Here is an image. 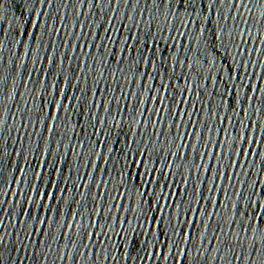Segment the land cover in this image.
<instances>
[{"label": "water", "instance_id": "95a60500", "mask_svg": "<svg viewBox=\"0 0 264 264\" xmlns=\"http://www.w3.org/2000/svg\"><path fill=\"white\" fill-rule=\"evenodd\" d=\"M261 190L264 0H0V264H264Z\"/></svg>", "mask_w": 264, "mask_h": 264}, {"label": "snow or ice", "instance_id": "6c2138e0", "mask_svg": "<svg viewBox=\"0 0 264 264\" xmlns=\"http://www.w3.org/2000/svg\"><path fill=\"white\" fill-rule=\"evenodd\" d=\"M194 2H195V0H180V3L182 5L185 4V3H187L188 5H192V4H194ZM214 2H219V0H214ZM205 10L206 11L209 10L207 4L205 5ZM193 11H197V9L196 8H193ZM219 39H222V35H221V37ZM221 46H223V45H221ZM236 72H237V69H234V68H231L230 67V69H229V79H232L234 81H239L241 79V76L238 73L235 76L232 75V73H236ZM53 87L55 88L56 86L53 85ZM236 88H237V85L235 83H233L232 89L230 91H231L232 96L235 97L236 102L237 103H240V97L237 94ZM249 88L251 90H253V91L258 90L257 88H254L251 84H249ZM61 95H63V92L62 91H61ZM64 99L67 100L68 97L65 96ZM248 99L251 100L252 97H248ZM56 107L59 109V108H62L63 105L57 104ZM241 111L242 112L244 111L243 108H241ZM242 139L245 142H249L247 136L242 137ZM252 142L254 143V141H252ZM238 154L241 155V156H249V155H253V152H252L251 149H248L247 151H245L243 149H240ZM140 163H141V166H143V161H141ZM153 171H155V170H153ZM149 177H150V173L147 172V171L143 174V176H141L140 173H137V175H136L137 181L138 182H141L142 186L145 183H148V184L151 183V180H150ZM220 178H227L226 177V174H221V176H218V179H220ZM212 189H215V185L214 184L212 185ZM212 189H210V190H212ZM261 191L264 192V190H261ZM37 195H39L41 197V199H50V200L51 199H55L54 196H50L48 193H37ZM252 195L253 196H256V195H258V193L254 191L252 193ZM254 204H255L256 207H259L260 206L259 200L255 201ZM40 207L43 208L44 206L41 205ZM0 211H2V210H0ZM196 211H199V209H197ZM44 222L45 221H43V220L41 221V223H44Z\"/></svg>", "mask_w": 264, "mask_h": 264}]
</instances>
